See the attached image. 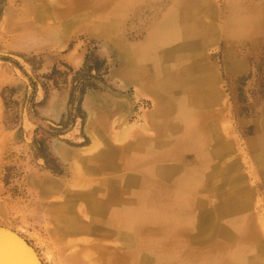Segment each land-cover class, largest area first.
<instances>
[{"label": "rangeland", "instance_id": "obj_1", "mask_svg": "<svg viewBox=\"0 0 264 264\" xmlns=\"http://www.w3.org/2000/svg\"><path fill=\"white\" fill-rule=\"evenodd\" d=\"M90 1L0 0V227L23 238L42 264H192L205 258L228 264L235 248L264 264V163L256 150L263 134L264 18L241 32L240 25H229V0H198L191 8L188 22L204 27L206 36L188 56L196 53L195 73L207 74L212 84L208 108L223 146L214 152L218 159L202 164L196 147L176 151L166 160L172 172L155 178L161 188L150 196L147 187L129 181L141 171L127 160L136 151L144 157L148 148L165 152L181 142L183 131L167 130L160 144L164 129L154 118L160 95L149 75L153 65H163L155 76L166 68L148 39L155 10L151 3L132 4L123 12L121 0H108L97 13ZM175 1L163 0L161 15ZM180 39L165 48L184 49L186 39ZM113 179L123 192L116 206H95L91 190ZM130 207L125 227L113 213ZM67 217H75L74 229Z\"/></svg>", "mask_w": 264, "mask_h": 264}, {"label": "bare ground", "instance_id": "obj_2", "mask_svg": "<svg viewBox=\"0 0 264 264\" xmlns=\"http://www.w3.org/2000/svg\"><path fill=\"white\" fill-rule=\"evenodd\" d=\"M107 1L108 0H103V1L91 0L87 4H89L88 5V7H90L89 9L95 10V12L99 13V12L103 11V9L106 8V6L108 5ZM118 1L120 2V0H118ZM197 1L198 0H176L174 3L175 6L171 10L166 12L165 14L163 13L164 15L163 14L161 15V12H160L161 7L159 6V5H162L161 2H163V0L162 1L161 0H121V4L119 5V9L121 6L123 9V12H124L125 8L130 7V5H132V4H136L135 5L136 7L137 6L140 7L143 4H150L151 3L150 6H152V8H154L155 16L153 18V21H151L152 27H151V32H150L148 39L150 41L149 42L150 45H152L154 47L155 51L156 52L158 51L160 53L159 61L162 62L164 64V68H166V72H165L166 75L159 73V75L155 76L154 72L157 69L161 70V67L163 65L162 64H159L158 66L153 65L154 70H151L150 75H149V79H150L149 82L151 83L152 86L155 87V89L157 90V92L160 95V100L158 101V107H157L156 112L154 114V118L156 119L155 122H157V124L159 125L160 130L162 129V127L164 129L163 131L162 130L160 131L161 132V137L159 138V141L161 142L160 144H162V146L164 147V145H165L164 133L167 130H172V129L182 130L183 129V131L181 133L182 139L181 140L179 139V141H181V142H179V143L177 142V144H175L173 147H170L167 150L165 149V152L157 153L153 149L148 148L146 152L143 151L145 154L144 157L138 158V156L141 155L142 153L139 154L138 156H136V154H135L137 152L136 151L133 153L135 158H133L131 160H127V162L129 163V166L131 168L141 171L138 175H136L135 179H131L129 181L132 183L133 182L135 183V181H137L136 183H138L140 187H143V188L147 187L150 190V196L154 195L155 191H153V189L161 188L160 186H157L155 184L156 183L155 178L157 176L159 177L160 175L163 178L165 176L167 177V173L172 172V171H170V170H172L171 167L169 168V165L167 166L166 160L168 158L170 159L172 156L177 157L176 151H182L183 147H185L186 145L189 147H196L198 150L199 163L202 164L206 161V159L210 160L213 157H215V155H216L215 158H217L218 155L216 153H214L215 151L217 152L216 147L218 145L220 148H221V146H223V143H221L219 141L220 139H218V136L216 134L217 131L215 130V124L213 123V119H211L212 111L210 113L209 108H208V107H210V104H208V103L211 102V99H209V98H212V101H214V97L213 96L211 97V94H210L213 92L212 86H211L212 84L208 80L209 78H208L207 74L203 77V76H201V75L199 76L198 74L195 73L194 67L197 64V60H195V59L193 60V58H195L194 55L196 53H194L191 56H188L190 53H192L194 48L196 46H198V44H201L202 40L206 36L205 35L206 31H205L204 27L197 25L196 22H191V23L188 22V21H190L191 18L194 17V15H193L194 13H193L191 8H193V5ZM229 1H230L229 16H231V18L233 19V21L229 25H231V24L232 25H240L242 27V28H240L241 32L246 31V30L251 31V30L255 29L257 19L261 18V20H262L264 18V13H262V10H263L262 8L264 6L263 4H252V3L250 4V2H247V0H229ZM83 6H85V5H83ZM144 10H145V8H144ZM120 14H121V12H120ZM156 17L157 18L159 17V20H156L157 19ZM178 19H180V21H178ZM119 24H120V22H119ZM261 24H262V22H261ZM258 29H260V28H258ZM178 37H179V39H180V37H183L186 39L185 48L184 49L181 48L180 50L178 48V51H176L177 50V49L175 50L176 45L174 44L173 50H171L172 48H170V50H167L165 48V45L170 43V42H173V40L174 39L176 40V38H178ZM178 41L181 42V39L177 40V43H178ZM181 46H182V44H181ZM161 48L165 49V50H162ZM144 49L146 50V48H144ZM165 51L169 52L167 57H163V53ZM189 58H191L192 61H194V62L191 65L186 66L185 63H186L187 59H189ZM154 61H155V58H154ZM163 72H164V70H163ZM146 75H145V77H146ZM147 79H146V81H147ZM188 81L190 82L188 85H190L189 88L191 87V89L189 91H186L187 89H185L186 86H184V85ZM148 85H149V83H148ZM186 88H188V87H186ZM207 99H209V100H207ZM214 114H215V112H214ZM201 115L203 117H201ZM261 126H262V130H263L262 131L263 134L256 141V150H257L258 155L260 156V160L262 162L261 164H263L264 163V106H263V116L261 119ZM172 136H175V135H172ZM178 138H179V136H178ZM212 143H214L213 149L211 147H209ZM154 144H156V143H154ZM146 146H149V145H146ZM156 146H157V144L155 145V147ZM136 148H138V147H136ZM158 149L161 150V148H158ZM113 154L116 155L115 153H113ZM116 156H118V155H116ZM217 163H214V164L217 165ZM214 164H212V165H214ZM168 171H170V172H168ZM229 173H231V172H229ZM208 174H204V175H208ZM169 175H171V174H169ZM182 175H184V174H182ZM161 176L159 178H161ZM163 178H161V179H163ZM196 178H198V177H196ZM195 183H197V180L195 181ZM198 184H196V185H198ZM118 185H119V179H118V183H117V179H113V182H111L107 185H102V184H101V186L97 185L98 187L96 186L95 189H92L91 193L95 196V201H93L95 206L100 205V206L105 208V207H107V204L112 202V201H113L112 205L116 206L115 203L118 201V199H120V197L123 193V192L121 193ZM130 187H133V186H130ZM196 187H194L195 190H197ZM178 190H180V189H178ZM97 191L99 192V194ZM122 191H124V190H122ZM201 191H202V189H201ZM201 191L199 192V194L202 193L204 190L202 192ZM176 193H177V195H175V196H178V194H180L178 191H176ZM161 194H164V193H161ZM233 194H234V192H233ZM89 196L92 197V195H89ZM196 196H197V193H196ZM201 197H199V198L201 199ZM238 198H241V195ZM196 200H195V202H196ZM192 201H193V199H192ZM141 204H140V206H141ZM193 204L190 203V205H193ZM230 205H232V204H230ZM87 206H88V204H87ZM145 206H147V205L145 204ZM134 208H136V207H134ZM229 208H231V206H228V209ZM233 208H234V206H233ZM108 209L110 210V206L108 207ZM131 209H132V207L125 209V210H120L119 208H117V209H115V211L113 213V217L119 223H123L125 225V227H127L126 221L128 223L131 222L130 220L127 219ZM137 211H139V210H137ZM156 212L157 211H154V212L152 211V213H156ZM149 213H151V210H149ZM157 214H159V213H157ZM75 217H74V219H75ZM72 218L67 217L65 223H67L68 225L72 224V228H73L74 219L72 220ZM98 218H100V217H98ZM158 218H159V216H158ZM158 218L155 220V222L158 220ZM133 219H135V216ZM142 220H143V218H142ZM159 220H160V218H159ZM140 221H138V222H140ZM147 221L148 220H146V222ZM151 221L153 222L154 220L151 219ZM160 221L162 222V220H160ZM68 222H70V223H68ZM108 222L109 221H107L106 223H108ZM138 222H136V226H137ZM180 222H182V220ZM140 223L138 224V227H140L139 226V225H141ZM148 223H150V222H148ZM182 223H186V222H182ZM152 224H154V223H152ZM77 225H79V223ZM77 225H75V227ZM97 225H100V224H97ZM103 225H104V223H103ZM110 225H111V222H110ZM88 227H90V226H88ZM62 228H64V227H62ZM67 228H68L67 231H66V229H65V231L69 232L68 231V230H70L69 226ZM70 228H71V226H70ZM86 228H87V226H86ZM121 228H122L121 230H123V226ZM131 228H132V226H131ZM131 228L129 227V229H128V235L130 237L135 235L134 231L133 232L130 231ZM76 230H74V234H75ZM130 240L132 243L131 238H130ZM249 246H251V245H249ZM240 248H238V249L241 250ZM255 249H258V251H259L258 252L256 250L257 255L260 256V253H263L261 249L257 248V246ZM5 250L7 251L8 248H5ZM5 250H3V249L0 250V264H36V262H34L35 260L30 255H29L30 259L27 258V255L25 253L18 255V257L13 259L10 257L9 253H6ZM236 250H237L236 248L233 249V251H232V259L233 260L228 264H246V262H248L249 259H252V261H253L249 264H258L256 261H259L260 257L249 258L248 255H249L250 251L245 252L242 250L240 253ZM245 250H247V249H245ZM250 250L253 251L252 249H250ZM243 252H245V253H243ZM244 255H246V256H244ZM131 259H132V257H131ZM108 260L109 261L111 260V263H113V262L115 263L117 261V259L113 255H110ZM133 262L134 261L132 260V263ZM213 262H214L213 259L205 258V259H201L199 261L193 262L192 264H212ZM182 264H185V262H183Z\"/></svg>", "mask_w": 264, "mask_h": 264}, {"label": "water", "instance_id": "obj_3", "mask_svg": "<svg viewBox=\"0 0 264 264\" xmlns=\"http://www.w3.org/2000/svg\"><path fill=\"white\" fill-rule=\"evenodd\" d=\"M2 249L13 259L25 253L28 259L32 256L36 264H42L35 250L23 238L9 229L0 227V250Z\"/></svg>", "mask_w": 264, "mask_h": 264}]
</instances>
